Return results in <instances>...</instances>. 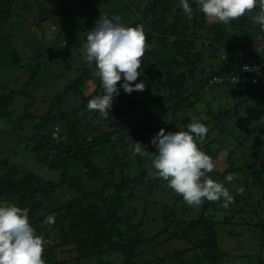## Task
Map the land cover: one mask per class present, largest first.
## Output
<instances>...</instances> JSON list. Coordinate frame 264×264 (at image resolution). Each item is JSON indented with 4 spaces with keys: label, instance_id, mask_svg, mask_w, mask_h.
I'll use <instances>...</instances> for the list:
<instances>
[{
    "label": "trees",
    "instance_id": "1",
    "mask_svg": "<svg viewBox=\"0 0 264 264\" xmlns=\"http://www.w3.org/2000/svg\"><path fill=\"white\" fill-rule=\"evenodd\" d=\"M136 3L139 8L140 4L142 6V18L137 25L144 26L148 47L139 69L141 76L134 83L143 82L146 87L142 92L127 94L120 87L122 78L118 84L119 95L114 97L106 118L112 122V126L106 128L101 125L103 128L100 132L89 131V116L94 111L88 110L87 103L103 91L100 78L94 74L95 62L76 63L73 69L77 76L70 79L57 100L51 102L40 115L30 112L36 98L27 87L39 75L48 73L47 64L40 62L43 55L35 60V65L30 64L29 79L22 88L13 89L9 93L0 90V122L5 119L13 121L12 106L18 96L30 99L31 102L24 109V118L43 119V122L36 124V129L44 132L39 134V138H35V143L38 149L54 151L55 157L50 164L52 170L61 171L63 182L72 187L81 177L88 180L86 185H77L82 189L81 194L61 201L55 199L54 187L57 184L52 181H44L39 176H32L31 180L26 176L24 180L19 175L16 186L11 188L9 172L10 175L13 172L10 168L7 173L0 175V205L14 203L22 209L27 208L29 222L36 233L51 241L44 251L46 264L82 260L112 251L120 252L121 262L100 260L102 264L163 262L165 258L157 255L153 259L147 258V251L142 248L149 246L151 249L161 245L162 242L158 239L160 234L148 238L143 232V219H139L137 210L127 209V202L134 199L135 193L142 190L147 193L155 191L163 181L147 178L152 158H143L141 154L132 156L135 143L149 145L154 152L156 149L150 141L161 128L166 132L186 131L185 125L194 118L187 109L190 108L189 105L194 107L197 103L192 97H199L207 89H221L236 97L248 95V98H255L260 104H264V86L239 85L234 89L227 80L229 75L242 72L246 62L247 58L241 56L238 50H245L264 40V31L250 18L259 11L258 7L252 14L233 22L232 27L217 22L214 28L199 11L195 0H188L193 8L191 19L184 14L180 0H139ZM59 6L62 10L66 7L65 4ZM51 10L53 5L44 0H0V63L8 55L10 40L14 37L7 31L13 28V23L17 20L20 22L21 19L26 21L27 16L32 15L35 20L33 24L39 27L40 20L47 17L42 13H51ZM29 11L33 12L28 14ZM203 30H206L204 35ZM67 31V26L62 28L59 38ZM18 34L21 35L19 27ZM203 36H208L204 40L209 42L208 46L204 42V47L190 56V49ZM154 39H157V43ZM153 44L157 45L152 46ZM10 50L9 57L14 65L23 68L19 53L11 47ZM254 55L258 60L264 56L261 53ZM206 56L209 61L200 65ZM215 78L218 80H214ZM89 80H93L96 87L86 96L85 88ZM164 95L167 98L163 99ZM157 102H164L160 104L161 108L156 107ZM242 102L199 112L201 116L207 115L208 120L201 123L208 129L222 127L216 138L204 144L200 141L197 143L213 160L221 151L227 152L224 162L226 167L221 169L216 166L209 176L223 183L233 195L234 209L228 212L231 215L217 219L223 200L209 202L205 199L196 219L182 221L165 206L162 214V220L166 224L161 236L165 237L163 243L176 240L185 245L172 252L174 264H224L233 255L247 257L246 254L226 253L220 247L219 226L238 225L241 221L240 218L236 220L237 216L243 217L244 224L252 225L256 231L260 230V241L264 245V215H261L264 213V123L254 124L264 117V110L261 105V109L255 112L256 116L251 114L253 121L246 124L241 115ZM180 112L187 117L180 118ZM167 114L170 121H162V117ZM53 123L62 130L61 134L56 135ZM225 123L228 124L224 125ZM11 126L12 124L9 127ZM2 131L0 128V133ZM229 173L236 174V178L230 183L225 179ZM241 187L244 189L243 194H237ZM14 195L19 198L18 202L13 200ZM171 195L176 197V202L171 207L176 208V204L183 198L181 195ZM49 215L55 218V223L51 226L43 223ZM232 232L233 230L230 231ZM259 260V264H264L261 254Z\"/></svg>",
    "mask_w": 264,
    "mask_h": 264
},
{
    "label": "rangeland",
    "instance_id": "2",
    "mask_svg": "<svg viewBox=\"0 0 264 264\" xmlns=\"http://www.w3.org/2000/svg\"><path fill=\"white\" fill-rule=\"evenodd\" d=\"M44 1L49 5H53V10H51V13L47 11L46 13H42L47 17L44 20H40L38 23L39 27L33 24L35 21L33 16L28 15L26 21L21 19V21L18 22L17 20V22L13 23V28L7 30L9 34L11 33L14 35L10 40V47L12 50L15 49V51L19 53L23 68H17L12 62L13 60L9 57V53H11L10 47L7 53L8 55L4 57L3 60L1 59L0 63V90L4 93H9L13 89H20L23 87L24 83L29 79L30 64L35 65V60L40 57V55H43L40 62L42 64H47L48 73L39 75L36 81L27 87L31 91L30 93L36 98L35 103L30 108V112L34 115H40L43 113L51 102L57 100V96L60 94L63 87L70 83V79L77 76V73L74 72L73 68L76 63L86 61L83 45L86 42L87 32L94 28L95 22L100 16L108 18L118 16L120 18L119 22L125 27H135L142 18L143 12L141 4L139 8L136 3L139 0ZM59 4H65L66 7L64 6V9L62 10ZM60 9L62 11H60ZM30 12L31 11H29L28 14ZM233 22L235 21H230L229 24L224 25L232 27ZM216 23L217 22L208 20V24H213L212 26H214V28H216ZM65 26L68 27V31L65 33L63 32L60 36L61 38H59L58 34ZM18 27L21 35L18 34ZM229 31L230 33H233V31ZM202 33L203 35L206 34V30H203ZM205 38H208V36L198 38L195 47L190 49V56L198 53V51L204 47V42L205 46H208L209 42L207 41V43L204 41ZM153 41L157 43V39H154ZM54 44H57V46L54 47ZM154 45L157 44H153L152 46ZM208 61L209 58L206 56L199 64L203 65ZM152 75L155 76V74ZM95 87L96 83H94L93 80H89L85 88L86 96H88ZM151 88H153V86H151ZM191 90L190 87V91ZM151 92L148 93L152 94ZM102 94L103 91L99 93V95ZM199 95V97H192V100H197L196 105L194 107L189 105L190 108L187 109V111L194 117L193 119L191 118L189 123L193 120L199 122L208 120L206 119V114L201 116L199 112L203 113L208 112V110H216L219 107L234 106L235 103L240 101H243L240 108L241 115L246 120V124H248V121H253L251 114L256 116L255 112L261 109V105H263L262 109L264 110V104H260L255 98H248V95H239L236 97L235 94H227L225 91L222 92L221 89H207ZM165 98H167L166 95H164L163 99ZM29 102H31L30 99L18 96L12 106L13 121L10 122L5 119L0 122V128L3 129L0 133V175L5 172L7 173L9 170L8 168H10L13 172L12 175H10L9 172L11 178L9 186L11 188L16 186L19 175L24 177V180L26 179V176L30 177V180L32 176H39L44 181H52L57 184V186L54 187L55 199L66 201L67 199L73 198L75 195L81 194L82 189L77 185H86L85 183H88V180L85 177H81L80 180L74 182L75 184L72 187L70 184L63 182L61 171L52 170L50 164L55 157L53 153L54 151L49 152L44 149H38L35 143V138H39V134L44 132L42 129H36L38 126L36 124L43 122V119L40 120L36 118L34 120H28L24 118V109ZM162 103L157 102L156 107L161 108L160 104ZM93 114L96 116H93ZM168 115L169 114L163 116L162 121H170L169 119L171 118ZM178 115L182 119L187 117L183 112H180ZM89 118V131L100 132L103 128L102 126H105L106 128L112 126V122L103 118L97 111L90 114ZM236 119H238V116ZM232 120H234V118H232ZM228 121L230 122L231 120ZM237 121H239V119ZM11 124L12 126L9 127ZM226 124L228 123H225L224 125ZM221 128L218 129V127H214L209 129L202 144L216 138L221 133ZM53 129L56 131V135L62 133V130L56 124L53 125ZM145 146L146 151L150 153L153 152L149 145ZM131 155L135 156L133 150ZM141 156L143 158L151 157L147 153ZM226 156L227 152L221 151L213 162L216 166L224 169L226 167V164L224 163L226 161ZM171 193L175 196H180L168 186L166 181L163 180L160 183L159 188H156L155 191L147 193L142 190L140 193H135L133 197L134 199L127 202V209L129 211L137 210L139 219H143V232L148 238L160 234L158 239L161 240V245H157L155 242L157 245L155 246L156 248L153 247L151 249L149 246H142V248H145L147 251V258L153 259L154 255L165 258L163 262L155 261V264H174L171 256L172 252L175 249H182L185 247L183 243L176 240L170 241L167 244L163 243L165 237L161 236L163 234V229L166 227V224L162 220V214L164 213L163 208H165V206L169 207V211L175 213L176 217L182 221L193 218L196 219L202 211V205L199 207L189 206L183 199L176 204V208L171 207L174 206V203L176 202V197H173ZM13 197V200L18 202L19 198L15 195ZM163 203H166V205H163ZM221 207L220 212H218L219 218L217 219H223L227 214L231 215L228 212H230V209H234L233 203H231L228 208H224L222 204ZM261 215H264V213ZM238 219L241 221L238 225L230 224L219 226L220 247L221 250L226 253L229 251L233 254H246L247 257L233 255V257L227 259L224 264H259L260 254L264 257V245L260 241L262 233L260 230L256 231L251 227L252 225L249 226L248 224H244L243 222L245 220L243 221V217L237 216L236 220ZM232 230L234 233H230ZM121 258L119 251H112L109 253H102L100 256H93L82 260L72 259L67 262L64 261L61 264H102L101 261L120 263Z\"/></svg>",
    "mask_w": 264,
    "mask_h": 264
},
{
    "label": "clouds",
    "instance_id": "3",
    "mask_svg": "<svg viewBox=\"0 0 264 264\" xmlns=\"http://www.w3.org/2000/svg\"><path fill=\"white\" fill-rule=\"evenodd\" d=\"M201 13L212 22L229 24L252 13L257 7L259 11L250 17L264 31V0H195ZM184 14L191 19L193 8L188 0H180ZM120 18L100 16L92 30L87 32L85 60L95 62V75L100 78L103 88L102 95H96L87 103L90 111H97L107 118L114 97L119 95L118 84L124 92L144 91L145 83L137 81L141 76L139 69L145 50L148 47L144 26L125 27ZM262 41V40H260ZM264 41V40H263ZM259 43V42H257ZM255 44V43H254ZM242 71H255L258 68L244 66ZM255 82V81H254ZM237 83V80H236ZM264 84H255L256 86ZM237 88V86H232ZM264 123V117L254 124ZM186 131H168L161 128L151 139L154 152L146 151V146L136 142L134 154H149L151 168L148 169V179H162L177 194L181 195L189 206L199 207L206 199L209 202L223 200L222 206L228 208L234 203V197L223 183L210 178L209 174L216 167L212 157L198 147L209 129L197 120L185 125ZM236 178L235 173H229L225 179L229 183ZM243 187L237 194H243ZM28 209L20 208L14 203L0 205V264H46L43 256L50 240L38 235L31 226ZM51 226L55 218L49 215L43 221Z\"/></svg>",
    "mask_w": 264,
    "mask_h": 264
},
{
    "label": "built area",
    "instance_id": "4",
    "mask_svg": "<svg viewBox=\"0 0 264 264\" xmlns=\"http://www.w3.org/2000/svg\"><path fill=\"white\" fill-rule=\"evenodd\" d=\"M238 53L241 56L247 58L246 62L243 65V68L245 65H247L249 68L255 67L258 68V72L242 71L237 75H229L227 78L228 84L232 86L264 84V56L263 58L258 60L254 55L257 53H261L264 55V41L255 43L251 47L245 50H238ZM223 58H225V55H223ZM214 80H218V79L215 78Z\"/></svg>",
    "mask_w": 264,
    "mask_h": 264
}]
</instances>
